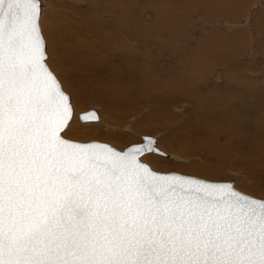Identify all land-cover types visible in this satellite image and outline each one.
<instances>
[{"label":"snow or ice","instance_id":"obj_1","mask_svg":"<svg viewBox=\"0 0 264 264\" xmlns=\"http://www.w3.org/2000/svg\"><path fill=\"white\" fill-rule=\"evenodd\" d=\"M51 8L0 0V264H264V195L159 170L151 134L117 147L74 127Z\"/></svg>","mask_w":264,"mask_h":264},{"label":"rangeland","instance_id":"obj_2","mask_svg":"<svg viewBox=\"0 0 264 264\" xmlns=\"http://www.w3.org/2000/svg\"><path fill=\"white\" fill-rule=\"evenodd\" d=\"M47 2L52 8L45 34L55 37L52 66L72 93L77 114L90 108L99 114L89 128L76 118L79 132L117 147L151 134L168 153L166 159L150 157L159 170L233 181L240 191L264 195V0ZM154 18L168 21L170 32L142 45L118 36L99 40L112 26L135 32L140 20ZM97 23H105L104 31ZM114 45L140 53L137 70L130 69L128 56L107 66L103 54L94 63L76 54L118 49ZM143 89L149 102L139 93Z\"/></svg>","mask_w":264,"mask_h":264},{"label":"bare ground","instance_id":"obj_3","mask_svg":"<svg viewBox=\"0 0 264 264\" xmlns=\"http://www.w3.org/2000/svg\"><path fill=\"white\" fill-rule=\"evenodd\" d=\"M135 12V11H134ZM110 17V16H109ZM122 17V16H121ZM119 19V18H118ZM122 19V18H121ZM126 19V18H125ZM104 22V20H103ZM127 24V23H126ZM100 24H96L97 27H99ZM121 25V24H120ZM105 23L103 25H100V30L101 31H104V28H105ZM116 27H124V26H112V29H110L109 31V34H105V33H102V36H100V41L101 43L107 41V39L109 38L110 40H115L118 37H124V38H130V39H133L135 40V42L139 45H142V42H144V40H147V38H160V34H167L170 32L171 30V27H170V24L168 23V21H165V20H162V19H158V18H154V19H151V20H147V21H144V20H140L136 25H135V32H131L128 28H124V29H120V32L119 30L116 29ZM128 29V30H127ZM88 30H85L83 33L86 34ZM93 31L92 29H90V32ZM96 32V29L95 31ZM134 35H137L138 37L137 38H134L135 36ZM96 37V36H95ZM94 37V38H95ZM164 40H168L166 38H163ZM145 43V42H144ZM169 43V41H168ZM97 46V45H96ZM115 46V45H114ZM98 47V46H97ZM116 48L118 49H114L110 51V49L112 47H109V46H106V47H101L99 51H95L94 53L91 52L90 54L89 53H86V52H83L81 54H79V51L76 53L78 54V56H86L87 58H93V63L98 61L100 58H95V57H100L101 54H103V56H106L105 57V60H108L107 62V66H110V63L113 62V64H111V66H113L114 64L116 66H118L119 64H121L122 61H124L125 57L124 56H128V62L130 64V69L131 68H137L138 69V64H139V55L140 53L136 51V49L132 50V49H128V46L126 47H117V45L115 46ZM96 48V47H95ZM158 47H156L157 49ZM159 50V49H158ZM157 50V51H158ZM199 54V53H197ZM90 55H92L93 57H91ZM124 55V56H123ZM130 55V56H129ZM141 56V55H140ZM205 56L206 53H205ZM210 56V55H209ZM200 57H203V54L200 55ZM206 58V57H205ZM79 59V58H78ZM83 59V57H82ZM129 67V66H128ZM146 67V66H145ZM119 68V67H118ZM136 69V70H137ZM102 71V70H101ZM109 71V70H108ZM105 72V71H104ZM107 72V71H106ZM115 72L117 73V70H115ZM132 73V72H131ZM104 74V73H103ZM166 74V73H165ZM106 77V76H105ZM137 86V85H136ZM182 89H178L181 90V91H185L187 92L188 94V90H191V89H188L187 87L185 86H181ZM180 87V88H181ZM133 90H127V95L128 96H134L135 98V95L136 93L132 92ZM174 91V90H173ZM123 92V91H122ZM139 93H141V95H143V98L144 101H148V99L150 98V95L147 94L145 92V90L143 89V91H140ZM124 94V93H122ZM121 94V95H122ZM126 94V93H125ZM80 95V94H79ZM126 95V96H127ZM161 96H166L164 93L161 94ZM235 96V95H234ZM80 97V96H79ZM122 97V96H121ZM159 95H157V97H154V101L157 103L158 105V109L156 112H159V109H160V104H161V100L158 98ZM126 98V97H125ZM140 98V97H139ZM138 98V99H139ZM158 98V99H157ZM127 99V98H126ZM131 99V98H130ZM153 99V98H152ZM151 99V100H152ZM157 99V100H155ZM94 100V99H93ZM96 100V99H95ZM129 100V99H128ZM84 101V100H83ZM125 101V99H124ZM133 101V99L131 100ZM131 101H129L130 103H132ZM150 101V100H149ZM148 101V102H149ZM97 102V101H96ZM126 102V101H125ZM204 102V101H203ZM120 104V103H119ZM128 104V102H127ZM117 105V104H116ZM123 105V104H122ZM132 105V104H131ZM130 105V106H131ZM240 106V105H239ZM132 107V106H131ZM128 107H126L127 109ZM135 108V107H134ZM131 110V108H129ZM102 118V117H101ZM88 123H92V122H85L83 123V125H89ZM112 126V125H111ZM89 128V126H88ZM94 129V128H93Z\"/></svg>","mask_w":264,"mask_h":264},{"label":"water","instance_id":"obj_4","mask_svg":"<svg viewBox=\"0 0 264 264\" xmlns=\"http://www.w3.org/2000/svg\"><path fill=\"white\" fill-rule=\"evenodd\" d=\"M95 112L96 114H97V116L99 117V114L97 113V111H96V109H94V108H90V109H88V110H85V111H81V112H79L78 114H77V118H78V120L80 121V122H82V123H84V122H97V120H95L94 118H89V117H87L85 114L86 113H90V112ZM80 116H84V119L83 120H81V119H79V117ZM99 120V119H98ZM102 142V141H101ZM177 172V171H176ZM180 173V172H179ZM182 174H184V173H182Z\"/></svg>","mask_w":264,"mask_h":264}]
</instances>
